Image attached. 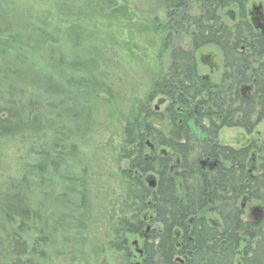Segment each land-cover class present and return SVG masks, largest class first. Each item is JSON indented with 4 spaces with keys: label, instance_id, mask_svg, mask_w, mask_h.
<instances>
[{
    "label": "trees",
    "instance_id": "obj_1",
    "mask_svg": "<svg viewBox=\"0 0 264 264\" xmlns=\"http://www.w3.org/2000/svg\"><path fill=\"white\" fill-rule=\"evenodd\" d=\"M163 1L168 9L186 8L192 3L201 4L207 12L228 3L226 0ZM1 21L10 22L4 18ZM14 23L22 27L17 21ZM243 28V32L222 29L210 37L200 36L192 40L197 44L198 39L202 44L211 39L209 42L216 45L232 77L230 94L224 83L215 85L216 90L206 91L204 83L193 72V53L175 47L170 59L173 76L152 84L153 95L167 91L171 101L166 113L162 114L167 115L166 131L156 127V114L145 106H140L124 127L120 154L124 159H131L130 167H138L142 174L149 169L143 161V147L148 138L158 146L167 141V145L181 157V170L174 172L177 177L168 172L166 180L162 175L163 166L170 165V162H150L159 178L153 190L146 189L137 178L132 180L134 186L127 194L128 202L147 209L157 224L152 232L155 241L146 246L141 264H264V134L262 139L254 141V145L239 150L207 144L208 140L216 139L222 128H241L252 134L255 126L264 120V38L253 36L251 29ZM34 31L35 49L41 51L51 42V36L43 29L35 27ZM22 38L21 33L16 32L8 36L0 46V56L22 52L25 49L22 45H27ZM240 44L248 46L247 54L239 51ZM16 58L19 60H4L0 67V81L5 82V88L0 86V145L6 138L23 135L43 139L51 133L56 138L35 151L31 163L21 167L22 176L7 181L5 188L0 185V264H46L45 253L51 252L49 258L56 255L50 247L51 239L59 238L57 242L60 244H70L80 235L87 206L83 200L85 197L75 193L72 185L65 186V179L67 183L73 181L70 178L72 173L63 177L57 171L64 155L63 142L71 140L69 135L76 131L77 124L76 114L69 116L61 111L68 109L73 113L80 108L78 103L83 96L91 95L98 87L95 88L94 84L87 90L83 77H75L80 70L63 63V56L57 58L58 64L49 56L47 72H35L36 79L26 81V73H21L20 67L26 71L35 68L27 66L26 57ZM179 62L180 68L177 67ZM68 71L72 76L70 79L64 74ZM58 76L66 78V88L61 83L52 82ZM10 84L19 85V88L27 86V89L29 84L33 85L30 87L35 90V99L16 98L17 95L10 91L16 88ZM247 84L254 88L253 94L249 99H243L239 95L240 88ZM205 92L211 97L210 104L219 112L193 117L201 135V139L198 136L193 139L192 130L184 121L176 125L179 118L175 108L187 107L191 103L207 104L208 100L202 98ZM197 93H200V101L196 99ZM57 99L59 101L53 103ZM151 112L154 115L151 116ZM49 115H53L56 123L48 121ZM181 140L185 143L181 144ZM253 150L254 155L250 154ZM214 154L219 160L218 168L212 172L201 170L199 162ZM50 165L56 170L49 176ZM54 174L59 184L54 181ZM250 200L263 211L258 221L244 220L241 205ZM139 211L135 212L137 220L134 223L126 219L118 223L116 235L120 243L117 245L126 241L125 235L137 234L142 229V221L136 215ZM176 228L183 231L181 240H174L172 232Z\"/></svg>",
    "mask_w": 264,
    "mask_h": 264
},
{
    "label": "rangeland",
    "instance_id": "obj_2",
    "mask_svg": "<svg viewBox=\"0 0 264 264\" xmlns=\"http://www.w3.org/2000/svg\"><path fill=\"white\" fill-rule=\"evenodd\" d=\"M257 1L259 0H245V3ZM188 5V9L178 8L174 11L166 9L163 0H0V46H3L5 39L15 32L21 33L23 42L27 43L22 45L25 48L22 52L15 51L16 53L5 56L1 54L3 57L0 56V67L4 65V60L11 62L13 58L19 60L16 57H26L27 66L35 69L26 71L27 69L20 67V72L26 73V81L30 82L36 79L35 72H47L49 56L55 59L57 64L60 62L57 58L63 56L65 57L63 63L80 70L75 77H83L84 87L87 90L93 88L94 84L95 88L98 87L91 95L83 96V100L78 103L80 108H76L73 113L71 112L72 114L68 109L61 111L68 113L69 116L76 114L75 119L79 126L75 124L76 131L69 135L71 140L63 139L64 155L60 158L62 166H58L57 171L63 177L72 173L73 176L69 175V177L73 181L70 183L68 180L67 183L65 179V186L72 185L75 193L85 197L83 200L87 206L82 223L84 228L81 229L80 235L70 244H60L57 242L59 238L51 239V250L58 256L49 258L51 252L45 253L46 264L138 262L135 257L136 248L141 246L142 240L133 234L125 235L130 250L127 251L132 253L129 255V261L125 259L126 255L117 245L120 243L116 235L118 223L121 219L134 223L137 220L135 212L139 209L136 215L141 221L143 219L148 225L153 221L147 218L151 216L147 209L143 210L136 203L127 200V194L134 186L132 180L136 177H133V171L130 172L131 159H124L120 154L123 130L140 106H145L156 114L158 119L155 120L156 127L166 131L167 115L162 114L166 113L171 101L167 97L163 98L161 94L153 95L152 84L159 79L164 80L167 76L170 54L174 46L186 53L191 51L189 44H193V38L183 29L192 31V26L184 23V28L174 33L167 22L168 19L170 21L168 13L171 11L173 15L179 13L184 22L188 21L186 17L192 21L198 17L196 9L199 5L192 3ZM217 11L225 27L236 31L239 22H235L232 20V15H228L230 11H234L233 8L227 6ZM2 18L10 22L3 23ZM15 21L22 27H18ZM35 27L45 30L51 36V42L41 51L35 49ZM209 40L211 39H206L208 43ZM213 53L217 62L223 60L217 47L207 46L196 51V60H200V56L205 57ZM63 63L61 64L65 65ZM54 65L56 66L55 63ZM198 71L201 74L210 72L209 68L200 61H198ZM64 74L69 79L72 77L70 71ZM20 77L23 79V76ZM52 82L61 83L66 88L64 84L68 81L58 76V79L55 77ZM0 83V86L5 88V82L0 81ZM10 86L16 88L15 91L10 90L13 91V95H17L16 98L35 99V90H31L30 87L33 85L29 84L28 89L27 86L19 88L16 84ZM86 93L88 94L87 91ZM57 101L59 99L53 100V103ZM190 107L188 108L190 114H183V111H180L179 119L191 128L193 139L195 135L201 139L193 120L196 113L191 114L193 106ZM152 112L151 116L154 115ZM48 121L56 123L53 115L48 116ZM64 126L69 125L64 124ZM263 134L264 120L255 126L252 134H247L241 128H223L218 132L216 139L208 140L207 144L213 142L212 145L218 143L222 147L239 150L254 145V141L262 139ZM55 138L54 134L47 133L43 139L38 136L23 135L2 140L0 145L2 188L6 187L7 181L22 176L21 167L31 163L35 151H38L42 144L55 141ZM146 144L155 145V143L148 138L143 147V155L150 157L151 153ZM155 146L157 151H160L161 147L157 144ZM31 149L34 150L33 153ZM254 153V150L250 152L253 155ZM52 156L54 159L55 155H50ZM50 167L49 176L56 170L54 166L50 165ZM53 177L58 183L57 175L54 174ZM139 181L146 186L143 177ZM36 200L41 202L37 197ZM239 203L241 205V201ZM256 207L259 205L253 200L241 205V209H244V220L248 218L255 220L252 212ZM155 227L157 226L153 225L150 228L155 229ZM134 241H137V246L133 244Z\"/></svg>",
    "mask_w": 264,
    "mask_h": 264
},
{
    "label": "flooded vegetation",
    "instance_id": "obj_3",
    "mask_svg": "<svg viewBox=\"0 0 264 264\" xmlns=\"http://www.w3.org/2000/svg\"><path fill=\"white\" fill-rule=\"evenodd\" d=\"M225 2H228V3L224 4L222 6L219 5L217 8H215V11H212V12L204 11L203 6L201 4H199V8L196 9L198 11L197 12L198 17H195L196 20L194 19L193 21L189 18H186V19H188L189 22L188 21L184 22L180 18L181 15H178L179 13L173 15L172 11H171L168 13L169 14L168 17L170 18V21H169V19L167 20L168 24L170 25L169 28L172 30V32L175 33V32H178L179 29L181 30L184 28V26H185L184 23H188L190 26H192V31H189L187 28H184L183 31L186 32V30H187V33L191 34L192 38H195V39L198 38L199 39L200 36L210 37L211 35H214L217 31H220L222 29L228 30V28L225 27L226 25H224V23L222 22V17H219L220 16L219 11L216 12V10L217 9H224L227 6H231V8H233L234 11H230L228 13V15H232V20H234L235 22L236 21L239 22L235 28V29H237L238 32H243L245 29L243 27H247V28L251 29L253 36L264 38V0H259L257 2H252L250 4L245 3V0H226ZM188 7H189V5H187V8H180V9H182V10L188 9ZM168 8L169 7L166 6V9H168ZM171 9L174 11H177V9H173V8H171ZM228 31H231V30H228ZM198 39H197V44L193 43V42H192L193 44H189V51L191 50L190 53H193V57H194L193 62H192V64H194V66L192 67L193 72L196 74V77L204 83L206 91L216 90L215 85H220L221 83H224L225 89L227 91H229V92H227V91L226 92L228 94H230L232 77L230 76L229 67L226 68L224 60H220L217 62L214 59L215 58L214 53L209 54L208 56H205V57L200 56V60H198V61L202 62L205 66H207L209 68L210 72H209V74H201L198 71V61L196 60V51L200 50L201 48H204L205 46L216 48V45L214 43L206 42V43L201 44V42L198 43ZM238 47H239V51L247 54V48H248L247 45H245V46L240 45ZM174 48H175V46H174ZM180 49L181 48H178V50H180ZM212 57H213V60H212ZM203 58H205L206 60ZM179 66H181V62L178 63L177 67L180 68ZM172 69H173V66L171 64V61H169V66H168V69L166 72L167 76L165 75L166 76L165 80H167V78L169 76L170 77H171V75L173 76ZM195 85L197 87V84H195ZM244 86H242L240 88L239 95L243 99H249L250 97H252L253 89L250 85L249 86L244 85ZM198 94H200V93L196 94V99L198 101H200L201 98L199 97ZM167 95H168L167 91L165 94H162L163 98L166 99V97H167V99L169 100V97ZM204 97H205V99L208 100V103L205 105L201 104V103H191L192 105H190V106H193V112L190 111L191 114L196 113L195 115L200 117L202 115H213V114H217L219 112L216 108H214L210 104L211 97H209L207 92L203 93L202 98H204ZM161 100H162V98L159 99V103L161 102ZM190 106L176 107L175 111L177 113L178 118H179V112L180 111H183V114H190L188 111L189 110L188 108H191ZM184 108H186V109H184ZM182 122H183V120L179 119V121L176 125H181ZM185 124H187V123H185ZM195 136H197V135H195ZM166 142L167 141L162 142V144L160 145V147H161L160 151H157L156 146H155L156 144L155 145L146 144L148 146V149H149L151 155H150V157H145L143 155V161L145 162V164L149 168L145 174L140 175L142 173L140 172L138 167L131 168L132 170H130V172L133 171V173H134L133 177L138 178V182H140L139 179L141 180V178L143 177V181L146 185L145 188L148 190L155 189L157 187V183L159 181L158 175L156 173V169L155 170L152 169L150 162H154L155 160H160L161 162L163 161V163H167L168 161L170 162V165H168V166H163L161 164V166H163V170H164L162 175H164L165 180L167 178L168 172H171L172 174H174L177 177V175H176L177 173H174V172L176 170L177 171L181 170L180 169L181 157L178 156V154L174 150V148L171 146H168ZM180 143L184 144L185 141L181 140ZM209 143L212 144L213 142H209ZM213 146L222 147L218 143L213 144ZM218 161L219 160H218L217 155L214 154L213 157L209 156V157L202 159L199 162V165H200L201 170L212 172L213 169H215V167H217L216 165H217ZM138 174H139V176H138ZM151 180L154 182V187L150 186L149 182ZM177 189L179 190L180 188H177ZM147 218L152 219V215L150 217H147ZM152 221L153 222L150 225H148L142 219V229L139 230V232L137 234L130 233V235H132V234L136 235L138 239L142 240L141 246L139 248L138 247L136 248V256L135 257H136V260H138V262H136V263L132 262L130 264H141L142 257L145 254L144 250L146 249V246L153 242L154 238L152 236V232L154 231V229L150 228V227H153V225L157 226V224L154 223L153 219H152ZM189 223H191V220L189 221ZM162 226H163V224H162ZM143 231H145L146 233H144ZM172 233H173L174 240H181L182 239V236H183L182 229L176 228L173 230ZM133 244L137 246L138 243H137V241H134ZM118 246H119L120 250L123 251L124 254L126 255L125 259H127L129 261L130 260L129 255L130 254L132 255V253L128 252V251H130L129 247H128V241L126 240L125 242H123V244L118 245ZM177 246H179V244H177ZM177 259H179V258H177Z\"/></svg>",
    "mask_w": 264,
    "mask_h": 264
},
{
    "label": "water",
    "instance_id": "obj_4",
    "mask_svg": "<svg viewBox=\"0 0 264 264\" xmlns=\"http://www.w3.org/2000/svg\"><path fill=\"white\" fill-rule=\"evenodd\" d=\"M149 183H150L151 187H154V182L152 180ZM262 214H263V211H262V209L260 207H256V208L253 209L252 215H253V217L255 218L256 221L261 219Z\"/></svg>",
    "mask_w": 264,
    "mask_h": 264
},
{
    "label": "bare ground",
    "instance_id": "obj_5",
    "mask_svg": "<svg viewBox=\"0 0 264 264\" xmlns=\"http://www.w3.org/2000/svg\"><path fill=\"white\" fill-rule=\"evenodd\" d=\"M218 163H219V161H218ZM218 163H217V165H216V166H218ZM216 168H218V167H215V169H216ZM215 169H213V171H214Z\"/></svg>",
    "mask_w": 264,
    "mask_h": 264
}]
</instances>
